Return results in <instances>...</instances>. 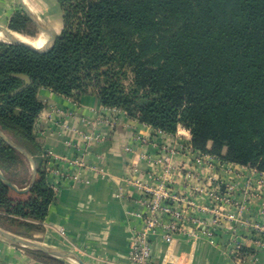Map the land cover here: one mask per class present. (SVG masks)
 I'll use <instances>...</instances> for the list:
<instances>
[{"label": "trees", "instance_id": "16d2710c", "mask_svg": "<svg viewBox=\"0 0 264 264\" xmlns=\"http://www.w3.org/2000/svg\"><path fill=\"white\" fill-rule=\"evenodd\" d=\"M56 2L62 27L49 50L0 41V129L35 161L27 189L0 179L1 229L38 240L55 196L34 131L41 88L73 100L95 95L164 133L181 126L194 150L264 173V0ZM8 27L37 32L19 10ZM23 75L29 83L17 91ZM0 171L18 189L30 183V163L1 139ZM22 249L44 264H68Z\"/></svg>", "mask_w": 264, "mask_h": 264}, {"label": "crops", "instance_id": "0c3cea01", "mask_svg": "<svg viewBox=\"0 0 264 264\" xmlns=\"http://www.w3.org/2000/svg\"><path fill=\"white\" fill-rule=\"evenodd\" d=\"M21 4L38 21L42 16L44 21L39 22L53 35L60 32L62 22L56 0H0L1 27ZM38 98L43 108L34 131L41 157L63 175L47 173L55 196L42 222L43 231L37 235L38 240L31 241L71 250L85 264H128L132 235L143 224L139 216L145 211L141 202L143 186L162 173L157 159L172 149L170 162L178 172L170 175V187L182 199L179 204L184 212L197 210L189 202L198 207L212 206L206 191L216 185L233 184V200L242 205L241 220L225 222L212 238L176 235L165 241L152 235L155 264H237L229 252L234 227L242 235L244 247L252 250L240 264H264V247H255L250 230L254 224L264 228L260 214L264 209V182L260 173L201 155L192 148L185 128L179 126L174 134L158 131L120 109L103 106L95 95L73 100L41 88ZM196 158L202 159L200 164ZM73 160L80 164H70ZM187 172L196 178L184 177ZM0 264L44 263L0 236Z\"/></svg>", "mask_w": 264, "mask_h": 264}, {"label": "built area", "instance_id": "2783aa9c", "mask_svg": "<svg viewBox=\"0 0 264 264\" xmlns=\"http://www.w3.org/2000/svg\"><path fill=\"white\" fill-rule=\"evenodd\" d=\"M112 109L117 110L118 108ZM126 149L130 150V147ZM199 153L201 155L204 154ZM172 154V149L161 154L157 162L162 165V173L156 175L152 183H147L143 186L141 202L144 204L145 211L139 214L143 224L132 235L129 245L128 264H155L150 240L152 235H159L165 241L172 240L176 235H183L189 238L203 235L212 238L225 222H233L241 218L242 205L235 203L233 200V193L235 192L233 184H225L223 187L220 185L211 187L210 190L206 191V195L212 206L198 207L189 202V205H192L197 210L185 213L179 204L182 199L173 194L170 187V175L178 172L176 166L170 162ZM209 156L212 158L216 157ZM201 160V158H196L199 164ZM70 164L78 165L80 162L73 160L70 161ZM47 172L63 175L62 171L57 166L52 165V163L47 165ZM258 173L261 174L263 177L262 182H264V173ZM184 177L191 179L194 175L187 172ZM52 188L55 191V187L52 186ZM226 206H233V209L227 210L224 208ZM260 214L264 218V209ZM250 230L252 231L251 234H253L252 241L255 247H264V228L260 224H254ZM242 247H244L242 235L234 227L229 240V252L237 264L242 263L246 258L245 255L240 254Z\"/></svg>", "mask_w": 264, "mask_h": 264}, {"label": "water", "instance_id": "95a60500", "mask_svg": "<svg viewBox=\"0 0 264 264\" xmlns=\"http://www.w3.org/2000/svg\"><path fill=\"white\" fill-rule=\"evenodd\" d=\"M24 11L25 14L30 18V20L34 23V25L36 26V28L38 29V31H40V33L46 38V46L43 48H37L35 47L32 43L30 42H26V41H22L16 37H14L11 32V30L5 29L3 27L0 26V33L2 35V40L0 41H4L7 43H13V44H18V45H22L25 47H28L30 49L33 50H37V51H47L49 50L54 41H55V36L53 35L52 32L47 29L44 25H42L36 18L35 16L32 14V12L26 7L24 6ZM24 79H25V84L20 87L17 91L23 89L28 83H29V77L26 75H23ZM0 139L5 141L8 145L12 146L13 148H15L16 150H18L25 158L26 160L31 164V178H30V183L29 185L24 188V189H18L16 186H14L10 181H8L3 174L0 171V179L8 186L19 190V191H23L25 189H27L34 180V176H35V161L33 159V157L31 155H29L25 150H23L22 148H20L18 145L14 144L10 138L0 129ZM0 236L13 242L14 244L22 247V248H27V249H31V250H37V251H41L43 253H46L50 256L56 257V258H60V259H66V258H71L73 259L77 264H85L84 261L73 251L71 250H67V249H58V248H51V247H47L45 245H40V244H34L32 242H30V240H27L23 237L17 236L13 233L7 232L3 229L0 228Z\"/></svg>", "mask_w": 264, "mask_h": 264}, {"label": "bare ground", "instance_id": "6f19581e", "mask_svg": "<svg viewBox=\"0 0 264 264\" xmlns=\"http://www.w3.org/2000/svg\"><path fill=\"white\" fill-rule=\"evenodd\" d=\"M11 34L14 36V37H16V38H18V39H20V40H22V41H26V42H30V43H32L35 47H37V48H43V47H45L46 46V38L41 34V35H39L38 37H36V38H29V37H27V36H25V35H23V34H21V33H19V32H16V31H13V32H11ZM2 35H1V33H0V40H2ZM66 261L69 263V264H77L73 259H71V258H66Z\"/></svg>", "mask_w": 264, "mask_h": 264}, {"label": "rangeland", "instance_id": "374dc122", "mask_svg": "<svg viewBox=\"0 0 264 264\" xmlns=\"http://www.w3.org/2000/svg\"><path fill=\"white\" fill-rule=\"evenodd\" d=\"M17 10H19V11H23L24 13H25V11H24V6L21 4V6L17 9ZM60 13V12H59ZM61 14V13H60ZM11 15V14H10ZM10 17V16H9ZM9 19V18H8ZM39 21L41 22V23H43V18H42V16H40L39 17ZM45 25V24H44ZM2 27L3 28H5V29H8V30H11L9 27H8V20H7V22H4L3 23V25H2ZM61 27V26H60ZM11 31H13V30H11ZM54 31H55V29H54ZM39 35H41V33H40V31H38V29H37V32H36V36L35 37H30V36H27V35H25V36H27V37H29V38H36V37H38ZM26 170H19L18 171V173H16L15 174V177L16 178H25L26 177ZM28 240V239H27ZM30 242H32V243H34V244H40V245H44V244H41V243H37V242H35V241H31L30 240ZM63 259V258H62ZM63 260H65L66 261V259H63ZM67 262V261H66ZM68 263V262H67ZM69 264V263H68Z\"/></svg>", "mask_w": 264, "mask_h": 264}]
</instances>
